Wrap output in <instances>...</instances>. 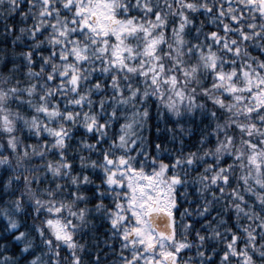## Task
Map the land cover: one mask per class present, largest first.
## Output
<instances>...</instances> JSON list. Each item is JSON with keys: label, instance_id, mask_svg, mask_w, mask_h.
Wrapping results in <instances>:
<instances>
[{"label": "snow or ice", "instance_id": "obj_1", "mask_svg": "<svg viewBox=\"0 0 264 264\" xmlns=\"http://www.w3.org/2000/svg\"><path fill=\"white\" fill-rule=\"evenodd\" d=\"M0 264H264V0H0Z\"/></svg>", "mask_w": 264, "mask_h": 264}]
</instances>
